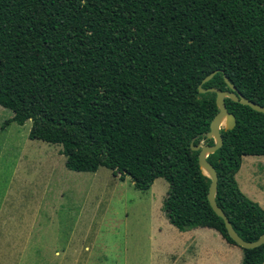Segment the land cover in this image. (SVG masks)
Returning <instances> with one entry per match:
<instances>
[{
    "label": "trees",
    "instance_id": "trees-1",
    "mask_svg": "<svg viewBox=\"0 0 264 264\" xmlns=\"http://www.w3.org/2000/svg\"><path fill=\"white\" fill-rule=\"evenodd\" d=\"M217 74L205 84L213 72ZM226 77L264 106V0H0V106L29 138L60 145L74 172L131 179L139 190L169 183L163 212L180 232L214 228L231 245L208 196L199 150ZM233 129L207 160L216 201L238 235L264 234V209L240 188L245 156H264V113L226 98ZM242 264H262L264 245Z\"/></svg>",
    "mask_w": 264,
    "mask_h": 264
},
{
    "label": "rangeland",
    "instance_id": "rangeland-1",
    "mask_svg": "<svg viewBox=\"0 0 264 264\" xmlns=\"http://www.w3.org/2000/svg\"><path fill=\"white\" fill-rule=\"evenodd\" d=\"M0 108V264H242L243 252L238 263L221 255L215 231L171 225L166 180L144 191L104 167L71 171L60 145L29 138L32 121L3 128L14 113ZM255 159L252 167L244 160L236 178L264 209V156ZM179 236L202 238L191 257L182 252L189 244L175 243Z\"/></svg>",
    "mask_w": 264,
    "mask_h": 264
},
{
    "label": "water",
    "instance_id": "water-1",
    "mask_svg": "<svg viewBox=\"0 0 264 264\" xmlns=\"http://www.w3.org/2000/svg\"><path fill=\"white\" fill-rule=\"evenodd\" d=\"M216 74L217 71L213 72L211 75L206 77L203 81V84L211 81ZM226 82L228 83L229 87L232 89L231 92L222 91L216 87H212L207 90L200 87L201 93L215 92L217 94V104L219 107V113L212 121L211 133L209 134L210 138L215 139V145L211 146V145L201 144L200 146L197 147L192 145V149L201 150L199 154L200 165L203 171L205 172V174H207L212 179L208 199L213 210L224 220L229 236L241 248L255 249L264 245V234L255 242H247L238 235L232 223L230 222L229 218L227 217L225 212L221 209V207H219L216 201V192H217L219 177L215 167L207 160V158L209 157L210 154L215 153L216 151H218L220 148L223 147L224 139L221 134V129L222 128L233 129L237 124V120L235 116L230 114L227 109V105L225 101L226 98H231L235 102L249 106L255 111L260 113H264V106H261L260 104L250 101L244 95L239 93L238 89L229 81L227 77H226ZM224 121L226 124L225 127H224L225 124L223 125ZM262 264H264V262Z\"/></svg>",
    "mask_w": 264,
    "mask_h": 264
},
{
    "label": "crops",
    "instance_id": "crops-1",
    "mask_svg": "<svg viewBox=\"0 0 264 264\" xmlns=\"http://www.w3.org/2000/svg\"><path fill=\"white\" fill-rule=\"evenodd\" d=\"M0 111H1V108H0ZM14 115H12V117H13ZM13 124V123H12ZM31 130V129H30ZM255 157H260V156H245L244 158H243V162H242V164L244 163V160H247V162L250 164V166L249 167H252V166H255V163H256V161H257V159H255ZM241 170H242V166H241V169H240V171L238 172V174L241 172ZM237 174V175H238ZM239 184V183H238ZM243 191V190H242ZM250 199H252L253 201H256V202H258L259 203V201L258 200H256L255 198H253L251 195H249V193H246L245 191H243ZM208 229V228H207ZM209 229H211V230H213V231H215L216 232V234H217V237L219 238V245H220V247L222 248V250H223V252H222V254L221 255H225V256H229V257H231V256H235L236 258H237V263H238V261H239V259H241V256H242V252L243 251H240L238 248L239 247H237V246H234V245H231V244H229L223 237H222V235L216 230V229H214V228H209ZM219 234H218V233ZM179 237H181V238H184V239H180L179 241H177V242H175L176 244H189V246L187 247V248H185L182 252H186V255L188 254L187 253V251L189 252V250L190 249H192V247H190L191 246V244H196V243H198L199 242V240L200 239H202V238H200V237H198V236H193V237H191V238H187L186 239V237H183V236H179ZM176 240H178V239H176ZM200 246V245H199ZM205 246L206 245H204V248H203V254H204V256L205 257H207V254H208V252H205ZM199 249V248H198ZM198 249H197V251H198ZM196 250H195V252H197ZM194 252V253H195ZM179 255L180 256H182V254H178L177 255V257L176 258H179ZM189 255V257H191V255L190 254H188ZM196 256V255H195ZM181 258V257H180ZM199 259V258H198ZM189 260L190 259H188L187 261H185L184 260V262H185V264H189L188 262H189ZM203 260H205L204 258H203ZM191 261V260H190ZM194 264H198V260H194ZM221 264H227V260H222L221 259Z\"/></svg>",
    "mask_w": 264,
    "mask_h": 264
},
{
    "label": "bare ground",
    "instance_id": "bare-ground-1",
    "mask_svg": "<svg viewBox=\"0 0 264 264\" xmlns=\"http://www.w3.org/2000/svg\"><path fill=\"white\" fill-rule=\"evenodd\" d=\"M225 124V121L223 122V125Z\"/></svg>",
    "mask_w": 264,
    "mask_h": 264
}]
</instances>
